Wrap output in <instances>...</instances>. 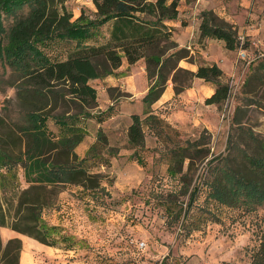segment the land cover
<instances>
[{
	"label": "trees",
	"instance_id": "16d2710c",
	"mask_svg": "<svg viewBox=\"0 0 264 264\" xmlns=\"http://www.w3.org/2000/svg\"><path fill=\"white\" fill-rule=\"evenodd\" d=\"M66 1L0 0V17L2 14L10 17L3 28L4 35L0 36V51L11 66L15 63L11 85L25 119L12 131L8 128L4 134L0 132V227H9L49 245L58 240L51 236L55 226L41 217L43 207L51 205L67 183L91 191L101 185V172L88 171L83 162L91 156L101 157L99 147L107 142L102 132H97V139L83 157L79 158L73 150L82 136L76 121L90 116L91 109L98 104L90 79L110 74L123 59L129 64L143 59L149 83L141 98L146 106L145 115L133 113L126 129L127 144L134 148L132 156L138 163L137 149L144 148L142 124L163 143L168 137L165 128L177 132L150 109L168 79L176 94L188 87L194 77L210 81L214 90L204 101L216 104L217 108L226 103L231 88V78H224L215 62L203 60L173 38V27L166 21L177 16L179 0H91L93 9L80 6L77 15L67 8ZM198 16L200 37L222 39L229 49L248 48V40L240 41L234 25L212 9H201ZM101 26L106 28L105 38L85 42ZM58 39L70 40L71 46L63 57L52 58L41 47ZM180 59L196 63V70L178 65ZM263 76L264 56L260 55L254 63L249 62L243 84ZM48 119L59 125L57 136L46 126ZM238 123L234 110L229 128ZM246 134L248 141L242 146L227 138V149L222 155L209 156L201 134L192 140L165 144L166 151L158 156L152 153L153 162L168 161L167 173L179 175L184 189L181 192H187L186 199L179 201L182 214L178 230L183 237L199 229L205 220L189 215L202 189L203 201L214 207L239 201L264 205V134L252 131ZM201 162L204 171L193 176L197 163ZM19 169L24 184L18 180ZM207 209L213 213L210 207ZM258 228V242L247 264H264V215L258 220ZM20 249L18 237L3 241L0 235V264H19ZM169 254L170 250L158 264H170Z\"/></svg>",
	"mask_w": 264,
	"mask_h": 264
},
{
	"label": "rangeland",
	"instance_id": "374dc122",
	"mask_svg": "<svg viewBox=\"0 0 264 264\" xmlns=\"http://www.w3.org/2000/svg\"><path fill=\"white\" fill-rule=\"evenodd\" d=\"M66 6L74 15L79 13L80 6L93 9L91 0H67ZM199 11H196L197 14ZM0 20L2 25L0 36H2L3 28L7 27L10 17L2 14ZM106 34L105 26L98 27L85 42L102 41ZM242 40L248 39L242 36ZM69 41L58 39L41 48L50 57L61 58L65 55L66 49L71 46ZM259 50L262 53L260 55L264 56V51L260 48ZM245 53L250 58H254L257 50L251 45L245 49ZM239 58L241 66L237 85L232 91L229 103L218 108L216 122L214 118L209 122L211 127L188 123V126L182 129L166 120L177 132L165 128L168 132V137L164 138L166 142L163 143L156 138L155 145L152 143L153 146L137 149L139 155L146 158L150 153L155 152L158 156L159 153L166 151L168 146L166 147L165 144L172 145L174 141L192 140L200 134L207 142L205 146L208 147L209 156L222 155L227 149V138H231L242 146L248 141L247 131L263 135L264 76L263 79H253L249 84L244 85L248 65L252 59L246 62V59L240 55ZM14 68L15 63L11 66L0 51V132L3 134L8 128L12 131L16 125L25 120L15 98V89L11 85ZM138 74L137 78L142 79L140 72ZM92 84L101 106L91 109L93 120L78 119L76 121L82 132L81 138L94 135L97 139V132L101 131L104 138L108 136L111 138L114 134L122 140L127 124L126 115L114 118L111 122L108 121V129L101 125L96 127L95 121H102L105 116H110L113 110H117L119 101L128 95L127 92L118 86L110 85V74L93 80ZM234 110L239 123L229 128ZM142 125L145 129V124ZM46 126L50 130L53 125L47 121ZM145 134L149 144L150 136L147 129L144 131ZM92 143L87 146L85 155ZM113 148L108 144L99 147L100 155L98 156H101L98 158L99 161L105 159L106 153L113 151ZM88 159L93 160V164L96 161L92 156ZM168 164L165 159H159L156 162H153V159L152 161L145 159L143 176L139 184L121 192H114L111 188L106 189L107 183H112L114 175L112 172L102 171L101 181H105L106 185L101 184L94 188L92 190L94 197L88 201L80 199V194L69 190L61 196L57 194L51 203L53 207H60L55 219L60 218L64 222V234L73 236L67 242L70 247L66 248L69 249L66 252V258L76 259L79 264H158L163 255L170 250L167 259L170 264H247L250 253L258 242V220L264 215V205L253 206L249 202L239 201L234 205L214 207L215 205L206 204L203 201L204 189H202L190 208L189 215L190 218L202 217L205 220L199 229L192 230L188 237H183L178 230L179 218L182 214L179 210L181 204L179 201L186 199L187 192H181L184 189L177 177L179 175L169 176L166 171ZM202 164L203 162L197 163L192 172L193 176L204 171ZM134 170L130 168V171ZM183 170H185V163ZM18 172L19 170L17 174ZM185 179H188V176ZM18 180L20 184H24L21 176ZM163 199L164 201L176 199V201L167 203ZM86 202L90 205H85ZM208 207L211 208L212 214L208 213ZM1 237L5 241L4 233ZM140 240L144 241L143 247L137 245ZM58 242L61 245L64 244L63 239H58ZM75 248L77 251H72Z\"/></svg>",
	"mask_w": 264,
	"mask_h": 264
},
{
	"label": "crops",
	"instance_id": "0c3cea01",
	"mask_svg": "<svg viewBox=\"0 0 264 264\" xmlns=\"http://www.w3.org/2000/svg\"><path fill=\"white\" fill-rule=\"evenodd\" d=\"M178 2L177 16L166 21L173 27V38L179 45L186 46L191 52H197L203 60L215 62L224 72V78L237 80L241 66L239 48H226L224 41L219 38L200 37L198 28L200 17L196 11L212 9L220 17L231 22L237 29L238 36H246L248 39V48L253 45L254 49L257 50L255 57H251L252 60H257L258 56L262 54L259 48L264 51V0H194L192 2L179 0ZM178 65L192 71H195L197 68L196 63L189 62L185 59H180ZM138 72L142 75V79L140 78V80L137 78L139 75ZM95 79L97 78H92L89 82L92 83ZM110 85L120 87L128 95L119 101L117 110H113L110 116H105L102 121H95V126L99 127L101 125L108 129V121L111 122L114 118L117 119L118 117L126 115L127 124L124 129L123 139L121 140L120 137L114 136V134L111 138L110 136L106 137V144L114 147L113 153L110 154V151L106 153V157L102 161L95 158L96 161L94 164L92 162L93 160L87 158L84 160L83 166L91 172H112L114 175L113 181L111 184L107 183L108 186L106 189L110 190L111 188L114 192H121L136 187L143 176V161L145 159L152 161L151 153L144 158L137 152L140 157V163H138L137 159L132 156L134 148L128 146L126 136V129L131 122V115L133 113H137L141 117L145 115L144 109L146 106L141 98L146 93L149 83L146 77L143 59H139L130 64L123 59L121 64L110 73ZM213 90V83L201 77H194L188 87L176 94L174 93L171 80L168 79L159 97L150 104V109L153 113L158 114L178 128L185 129L188 123L192 125L198 123L209 128L211 127L209 122L213 121L212 118L216 122L219 113L216 104L206 103L204 101V98L209 96ZM97 101H99L98 96ZM96 106L100 107L101 105L98 102ZM91 114L92 116L81 119L93 120L94 116L92 111ZM47 121L52 123L53 126L50 131L54 136H57L59 133L58 124L53 119H48ZM145 126L150 136V139H148L149 144H147L146 134L144 135V147L147 148L148 146L155 145L156 137L148 129L147 125ZM145 129L143 130L145 131ZM95 139L94 135L91 137L86 135L74 146L73 150L79 158L85 155L87 146L95 141ZM90 162L92 164H88ZM130 168H134L135 170L130 171ZM18 175L22 177L21 169H19ZM101 184L106 185V182L102 180ZM67 190L75 192V194H80L79 198L87 201L94 197L91 190L81 185L68 183L58 192V196H61ZM85 205L89 206L90 203L86 202ZM59 208V206H45L41 211V217L49 225L55 226V232L51 233V236L57 240L63 239V245L59 242L53 245L45 244L9 227H0V235L4 233L6 239L18 237L21 240V249L18 257L19 264H79L76 259L70 260L66 258V252L69 250L66 248L70 247L67 242L73 236L64 234V222L60 218L55 219ZM72 251L77 250L75 248Z\"/></svg>",
	"mask_w": 264,
	"mask_h": 264
},
{
	"label": "built area",
	"instance_id": "2783aa9c",
	"mask_svg": "<svg viewBox=\"0 0 264 264\" xmlns=\"http://www.w3.org/2000/svg\"><path fill=\"white\" fill-rule=\"evenodd\" d=\"M240 41H242V37H239ZM239 55L243 58L246 59V62H249L251 60V58L249 56L246 55L245 53V50L244 49H239ZM237 82H238V78L237 80H234L233 78L230 79V96L228 97L227 101L225 104H228L229 103V99L232 95V91H234L236 85H237ZM139 247H143L144 246V241L143 240H140L137 244Z\"/></svg>",
	"mask_w": 264,
	"mask_h": 264
}]
</instances>
